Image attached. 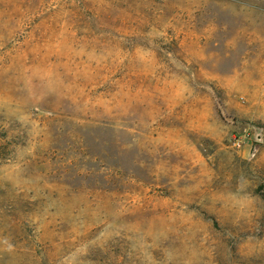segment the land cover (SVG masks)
<instances>
[{
	"label": "rangeland",
	"instance_id": "rangeland-1",
	"mask_svg": "<svg viewBox=\"0 0 264 264\" xmlns=\"http://www.w3.org/2000/svg\"><path fill=\"white\" fill-rule=\"evenodd\" d=\"M0 264H264V0H0Z\"/></svg>",
	"mask_w": 264,
	"mask_h": 264
}]
</instances>
